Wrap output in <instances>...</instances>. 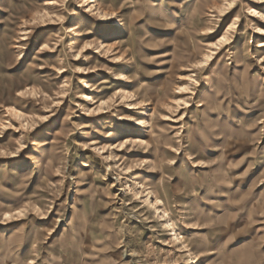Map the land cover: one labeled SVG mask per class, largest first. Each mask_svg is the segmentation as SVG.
<instances>
[{"label":"rangeland","instance_id":"rangeland-1","mask_svg":"<svg viewBox=\"0 0 264 264\" xmlns=\"http://www.w3.org/2000/svg\"><path fill=\"white\" fill-rule=\"evenodd\" d=\"M227 1L0 0V264H264V3Z\"/></svg>","mask_w":264,"mask_h":264},{"label":"bare ground","instance_id":"bare-ground-1","mask_svg":"<svg viewBox=\"0 0 264 264\" xmlns=\"http://www.w3.org/2000/svg\"><path fill=\"white\" fill-rule=\"evenodd\" d=\"M257 1L259 3H264V0H257ZM234 5H235V0H229L225 3H223V5L220 7V15L226 16L227 14H229L231 9L234 8ZM249 10L252 11L254 14H258V16H260L264 19V15L262 13L257 12L253 8L252 9L249 8ZM101 15L107 16L110 14H108L106 12H102ZM237 21H238L237 17L232 18L230 23L227 24L224 33L218 38V40L216 42L213 43L212 48H214V49L210 50L212 52L207 53L205 55V59L203 61L209 60V58H211L213 56V54H218L219 51L223 47H226L227 45H229L231 43L230 36H229L230 31L233 28H235ZM205 30H207V31L200 33V35L206 36V35H211L214 33V30L212 28H206ZM255 34L260 35V36L264 35V28L255 27ZM257 43H258V47L264 46V43L262 41H258ZM100 48L106 49V46L103 43H101ZM88 49H89V47H85L84 51H88ZM80 53H81V51H78V54H80ZM184 89H186V88H184ZM117 92L120 93L121 97L126 98V99H128V98L131 99V98H133L139 94L138 90L131 91L130 93L126 90H123L122 92H120L118 90ZM108 105H109L108 100H102L100 102L98 108L101 109L103 106H108ZM129 105H132V104H129ZM198 105L201 106V104H198ZM130 107H132V106H130ZM92 148L97 150V151H99L101 149V148H98L97 146H92ZM120 178L121 177L118 176V179H120ZM123 190H128L130 193H132V196H134L136 198L141 197L140 195L143 193L142 196H145L144 202L153 208V211L156 214L158 222L161 223L160 225L170 231V235H171V238H172L174 243H176L177 245H182L180 248H183V249H180V252H184V251L188 252L189 251L187 249V246L184 244L183 235L180 232H177V230L175 229L172 217L170 216V211L166 210L164 208L163 201L160 199L158 194L153 189H151L150 187H145V185H143V183H141V182L135 181V182H133V184L132 183H125V188H123ZM189 261H190L189 264L194 263L192 258H190Z\"/></svg>","mask_w":264,"mask_h":264}]
</instances>
